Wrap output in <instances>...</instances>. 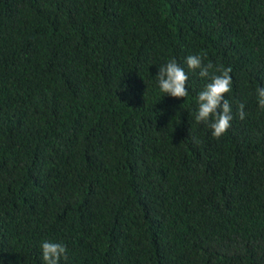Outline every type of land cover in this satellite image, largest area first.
Segmentation results:
<instances>
[{"label":"trees","instance_id":"16d2710c","mask_svg":"<svg viewBox=\"0 0 264 264\" xmlns=\"http://www.w3.org/2000/svg\"><path fill=\"white\" fill-rule=\"evenodd\" d=\"M230 66L227 132L197 123ZM175 59L185 98L160 91ZM264 0H0V264H264ZM244 103L245 118L236 115Z\"/></svg>","mask_w":264,"mask_h":264},{"label":"clouds","instance_id":"9594fccd","mask_svg":"<svg viewBox=\"0 0 264 264\" xmlns=\"http://www.w3.org/2000/svg\"><path fill=\"white\" fill-rule=\"evenodd\" d=\"M206 52L189 55L185 63L189 70H199V76L206 78L203 89L197 95V110L195 120L197 123H204L211 129L213 137L223 136L231 127L233 106L225 98L226 94L232 91L233 81L230 73V66H215L212 62L205 63ZM156 79L159 89L164 94L175 98H185L189 95L187 90L188 75L185 68L178 64L173 58L158 67ZM257 104L264 110V87L256 89ZM245 104L239 103L236 106V115L240 120L245 118ZM42 259L44 264H59L61 259H67V246L62 242L52 239L45 240L41 244Z\"/></svg>","mask_w":264,"mask_h":264}]
</instances>
